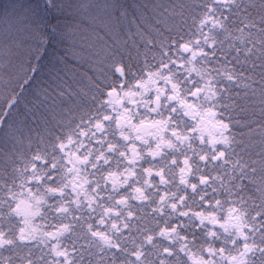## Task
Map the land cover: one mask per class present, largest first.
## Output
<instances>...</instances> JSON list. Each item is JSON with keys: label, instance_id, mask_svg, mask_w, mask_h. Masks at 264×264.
<instances>
[{"label": "trees", "instance_id": "obj_1", "mask_svg": "<svg viewBox=\"0 0 264 264\" xmlns=\"http://www.w3.org/2000/svg\"><path fill=\"white\" fill-rule=\"evenodd\" d=\"M201 20L205 22L202 24ZM182 43L192 45L197 52L194 58L180 48ZM190 59L200 75L188 71L192 66ZM161 64L168 65L162 73H170L172 81L179 83L178 78L185 77V82L191 81L197 87L210 84L217 95L201 93L197 96L200 102L195 104L201 109L214 107L217 119L228 125L223 133H216L226 135L227 144L208 143L213 148L220 145L219 152L224 155L217 152L205 159L192 157L191 176L186 179L195 181L199 174L200 178H207L204 183L191 192L183 185L175 188V195L180 191L187 193L181 201L187 209L186 215L174 217L184 222L179 230L199 237L195 246L205 257H212V264H229V255L239 259L242 252L246 264H264V0H0V182L17 188L21 173L28 175L25 166L35 153L46 158L49 153L54 155L53 137L58 131H70L77 123L90 124L98 119L99 94L105 85L113 82L117 68L123 71L121 65H142L151 71ZM125 98L130 104L137 103L135 99L136 103H131L128 97H123L121 105L116 106L107 102V95L104 103L115 114V124L111 119L105 120L108 123H104L103 130L95 128L85 136L92 145L91 155L79 168L80 175L88 180L91 176L87 175V165L101 152L109 165L116 166L115 172L120 173L119 165L124 157L116 154L125 148L121 133L128 135V132L120 131L118 137V130H130L136 143L158 142L161 136L165 139L168 121L162 113L157 114L159 118H142L135 123L128 109L122 107ZM187 100L192 103L190 98ZM125 109L131 117L130 123L118 127L117 115ZM180 109L179 106L177 111ZM158 120L166 121L159 134L156 127L144 132L132 127L141 121ZM109 144L114 148L106 152L105 146ZM129 145L135 146L131 142ZM166 150L175 149L167 145ZM136 152L139 157L133 163L141 159L140 150ZM160 155L159 160L145 159L144 163L164 168L168 158ZM103 160H95L96 166L91 169L99 178H103ZM60 171L56 186L63 181L64 168ZM170 172V168L165 169V173ZM173 185H176L174 178L169 189ZM64 193L48 196L44 215L36 217L34 223L47 230L71 219L76 225L75 232L80 233L77 227L82 226L76 223L75 216L79 215L82 204L79 208L67 204L71 216L55 211L58 204L73 197L70 188H65ZM110 196L111 193L98 199ZM218 196L225 199L219 200L217 207L230 202L246 213L245 220L251 225V229L243 228L246 239L235 228L225 231L208 221L202 222L195 215L198 207H204V201ZM6 211L0 208V212ZM257 212L260 215L254 217ZM216 216L225 217L223 213ZM20 219L14 215L0 217V229L15 240L14 244L0 248V264H27L28 261L46 264L48 249L38 240L16 239L22 226ZM210 227L215 234L208 232ZM245 244L255 247L245 252ZM62 246L69 249L70 257L79 264L95 259L87 254V249L81 252L83 244L73 233L62 238ZM204 246L215 251L205 253ZM92 251L95 253V249ZM157 257L163 259L159 253ZM107 259H113V255ZM153 264H158V260Z\"/></svg>", "mask_w": 264, "mask_h": 264}, {"label": "clouds", "instance_id": "obj_2", "mask_svg": "<svg viewBox=\"0 0 264 264\" xmlns=\"http://www.w3.org/2000/svg\"><path fill=\"white\" fill-rule=\"evenodd\" d=\"M123 68L122 72H117L113 82L105 85L103 90L99 94V99L97 102V108L99 109V119L103 116L108 115L111 117V123L115 124V114L110 110L109 106L104 103L107 99V94L111 89H115L117 93H124L131 90L140 95L133 97L137 101L136 104H130L125 98V102L122 107L128 109L131 114L132 120L135 123H139L142 118L156 119L158 113H162L163 119L168 121V127L165 132V140L170 142L174 151L166 150L167 145H162L160 148V154L167 156L168 162L164 168L160 167H150L148 164L144 163V160L152 161L154 158L159 160L161 155L153 156L149 150L155 151L157 147L156 141H145L142 143H136L134 135L130 130H118V137L120 131L128 132V139L121 140L124 143L125 148L121 149L116 155L117 157L123 156L124 159L120 161L119 171L120 173H126L131 171V175H121V185L118 191H113L111 183L106 184L104 176L108 172H115L117 170L116 166L109 165L108 160H103L105 165L103 169V178H99L96 174L91 172L93 164H95L96 157L92 164H88L87 175L91 176L88 184V188L91 194L96 197V201L93 202L91 209H89L87 203H82V208L79 210V215L81 217L76 223L82 227H77L78 232L85 231L84 225L90 223L92 228L97 231L105 232L111 237L112 244L119 243L120 250L117 251L115 248L105 249L109 255H115L117 261L120 264H153L154 261L158 260L160 264L163 260L166 264H191L190 257L192 254L202 255L207 264H212V257H205L203 253H199L196 245L199 237L187 235L181 232L179 229L184 227V222L175 220L176 215H180L187 211L181 201L185 200L187 193L180 191L179 195H175V188L178 185H183L188 189L189 192L194 191L192 185H200L201 182L199 174H196L197 178L195 181L191 179H186L187 183H181V169L186 170V177L191 176V160L195 155L198 158L201 156H213L220 151L221 146L217 145L213 148L208 144L207 137L201 138V134L196 130V119L185 115L183 109L177 111L179 105L172 100L168 99V96L173 94L172 83L178 86L180 94H182L186 99H191L192 103H199L200 97L192 96L191 93L197 85L193 84L191 81H186L185 77H180L179 83L172 81V83L160 79L155 86H150L147 92L142 91L137 85L138 80H145L148 78L147 74L149 69L144 68L142 65L138 67H128L121 65ZM159 65L151 71H156L159 69ZM166 74V73H165ZM157 97L159 101L157 102ZM142 101V102H141ZM103 123L107 124L108 121L103 120ZM84 129L86 135L81 136L80 130ZM95 129V120L90 124L85 122L84 124H75L70 131H58L56 136L53 137L54 144V155L49 153L47 158V163H38V169H40V174L43 176L42 182H33L31 188L33 192H44L46 185L56 186L57 182L61 176V168H66L65 165L67 161V153L76 152L81 157L89 154L92 145H89L85 136L88 135L89 131ZM175 131V135L173 132ZM73 137V142L71 144L66 143V138L68 135ZM92 138H95L93 133ZM65 142V148L61 150L59 148L60 142ZM129 142L135 144V150H140L141 159L138 163H133L132 151H128ZM105 151L108 150V146H105ZM121 155V153H125ZM187 161V164L185 163ZM55 162L56 167L52 168L51 164ZM69 166V165H68ZM80 166V165H78ZM171 169L170 173H165V169ZM145 169H151V173L145 172ZM162 170L163 180L161 176L157 175V171ZM29 174V173H28ZM51 177V179H49ZM175 179L176 185H173L169 189V185L172 184V178ZM185 177V178H186ZM140 187L144 190V194L148 197L147 201H140L135 199L136 193L133 189ZM95 189V191H92ZM97 189H100L97 191ZM151 189V192L148 190ZM2 191H6L3 189ZM111 196L107 199H98L101 196ZM47 195V193H45ZM50 195H47V197ZM120 196L127 197V205L122 206L115 204V200ZM175 196L173 199L172 197ZM163 197V199H162ZM183 197V199H181ZM225 197L218 196L212 200L204 201L203 208H197L196 212H202L204 214H217L223 213L224 216L227 214L229 207L235 206L239 208L238 205H234L230 202L224 203L221 207H217V201L224 200ZM83 201V197L81 199ZM175 204V208L171 205ZM211 205V207H209ZM103 206L115 207L119 209L120 215H105L103 212ZM179 206V207H178ZM145 209L144 212L141 209ZM152 209H155L154 211ZM132 211L135 214V219L129 218L127 213ZM144 216L145 219L141 220L140 217ZM45 218H47L45 216ZM103 220V223L100 221ZM139 220V223L137 221ZM72 222L71 219L67 220ZM115 221L118 224L119 231L112 228V223ZM223 221V218H221ZM51 223V221L49 220ZM64 222V221H63ZM38 223H42V220H38ZM61 223V222H60ZM127 223V227H125ZM217 227H220L217 225ZM161 229H169L168 235H162ZM214 229L209 228L208 232L212 233ZM151 234L153 239L148 242L145 237ZM137 245H142L143 247L138 249ZM159 245V247H157ZM151 246V247H148ZM164 248L171 249V254L165 253ZM154 249V251H153ZM209 248L204 246V252H209ZM140 250L143 255L140 259L131 257L127 252ZM157 253L160 254V259L157 257ZM167 254V255H166ZM171 257L169 260L168 257ZM74 264H79L75 261L74 257H71Z\"/></svg>", "mask_w": 264, "mask_h": 264}, {"label": "snow or ice", "instance_id": "obj_3", "mask_svg": "<svg viewBox=\"0 0 264 264\" xmlns=\"http://www.w3.org/2000/svg\"><path fill=\"white\" fill-rule=\"evenodd\" d=\"M205 19H208V17H205ZM205 21L201 20V23L203 24ZM211 46V44L209 45ZM180 48L184 50L185 52H190L192 54V57L194 58L197 54L196 51L192 49V45L190 43H182L180 45ZM189 64L192 66L188 68L189 72H196L197 75H200L199 69L195 67V65L192 63V60H189ZM167 64H161L160 68L156 71H149L147 76L148 78L145 80H138L137 85L139 88L147 92L149 90L150 86H155L158 79H164L165 81H168L172 83L171 74H163L162 69L167 68ZM118 72H121V68H117ZM173 88V94L168 96L169 100L175 101L183 110L185 115L192 117L196 119V130H198L201 133V138L203 139L205 137V134L208 139L209 144H215L216 142H222L224 144H227L228 137L226 135H217V132L223 133V130L228 127V125L217 119V111L214 107H206L201 109L198 107L195 103H190L184 96H182L178 90V86L175 83H172ZM205 93L207 95L208 93H211L212 96H216L217 94L212 89L211 85H206L204 87H196L193 89L191 95L192 96H199V94ZM108 103L114 104L116 106H120L121 102L123 100V97H128L129 101L131 103H136L134 99H132L135 96L140 95V93H136L133 91H126L123 96H118L115 89H111L108 92ZM157 102L159 101V97L156 98ZM111 119L110 116L105 115L102 119H96L95 120V128L97 130H103L104 123L103 120H109ZM131 117L127 115V109L124 111L118 113L117 115V126L120 127L126 123H130ZM166 126V121L158 120V121H141L138 125H133L132 127L137 130L144 132L147 130V128L156 127L157 128V134H159L160 131ZM152 134V133H149ZM175 135V131L173 132ZM80 135H86V131L84 129L80 130ZM124 139H128L127 135L124 133H121ZM137 139H143L142 136H137ZM73 142V137L69 134L66 138V143L71 144ZM168 145L171 146L170 142L166 141L162 136L161 139L157 143V147L155 151L149 150L153 156H157L160 154V146L161 145ZM59 148L63 150L65 148V142L59 143ZM114 145L109 144L108 150H113ZM130 150L132 151V158H138L139 153L136 152L135 146H130ZM90 153L84 157H81L76 152L67 153V161L66 164L69 165L68 167L64 168L63 172V181L58 186H51L46 185L44 192H33L31 188V184L35 181L37 183L42 182L43 176L40 174V169H38V163H47V158L44 155H41L39 152L35 153L31 161L25 166V172L29 173L27 176H25L23 173H21V178L19 181H17V188H13L12 185H3V182H0V188L6 189V191H0V208H6V212H0V217L7 218L8 216H16L20 219L21 227L18 228L16 239L20 240L21 242L30 241V240H38L41 245H43L45 248L48 249L46 255H48L49 259L46 261V264H73V259L69 255V249L62 246V238L69 234L73 233L74 235H77L80 241L83 244V248L81 249V252L85 249L88 250L89 256H95L94 261H88L87 264H100V261L103 260L104 264H120L115 259V256L113 254V259L108 260L107 256L109 255L105 249L115 248L117 251L120 250V244H112L111 237L101 231L94 230L92 228V225L90 223H87L84 225L85 231L76 233L75 228L76 225L73 222H69L65 220L64 222L54 224L50 229L45 230V228L41 227V225L34 223V220L36 217L44 215L43 208L45 205L48 204L47 195L51 194H59L63 196L65 188H70L71 192L73 193V197L70 201H64L55 208V211L57 213H67L69 216L72 215L70 212V209L67 207L68 203L73 204L77 208L81 206L82 203H87L89 209H91L93 202L96 201V197L91 194V191L87 187V185L90 183L88 178L86 176H81L80 172L81 169L78 165L87 163L89 160ZM121 155H125V153H121ZM218 155H224L223 152H219ZM205 156H201V159H205ZM101 159H104L105 161L107 158L104 156V153L101 152L96 156V160L99 161ZM38 162V163H37ZM187 164V161H185ZM96 165L93 164V167ZM52 168L56 167V163L53 162L51 164ZM151 169H145V172L151 173ZM181 183H187L186 181V170L181 169ZM131 175V171H128L126 173H117V172H108L105 174L104 179L106 184L111 183L113 191H118L119 187L122 183V181L119 179L120 175ZM157 175L161 176V179L163 180V173L162 170L157 171ZM51 179V177H49ZM201 182H204L207 178L201 177ZM193 189L195 188V185H192ZM92 191H95L93 189ZM135 195V199L140 201H147L148 197L144 194V190L140 187H136L133 189ZM47 193V195L45 194ZM81 197H83V201L81 200ZM127 197L120 196L115 200V204H119L122 206L127 205ZM163 199V197H162ZM183 199V197L181 198ZM217 204H219V201H217ZM173 208H175V204L171 205ZM153 211L155 209H152ZM103 212L105 215H120L119 209L115 207H109V206H103ZM129 218H134L135 214L132 211H128L127 213ZM181 215H186V213H181ZM195 215L201 219V221H208L211 224L219 225L222 227L225 231L235 228L237 231V234L240 237H244L246 239V233L243 231V228L248 227L251 229V225L247 224L245 220L246 213L243 212L241 209L232 206L229 207L227 210V214L224 217L223 221L219 219L215 214L209 213L204 214L202 212H196ZM260 213H254L255 216H259ZM76 220H80L81 217L79 215L75 216ZM103 223V220L100 221ZM127 223H125V227H127ZM112 228L119 231L118 224L113 221ZM169 229H161V234L167 236ZM215 234V233H210ZM145 239L148 242H151L153 239V236L149 234L145 237ZM15 243V240H13L11 237H9L5 230L0 229V248H3L5 245H12ZM142 245H137V248H142ZM252 247H255V245H244L245 252L250 251ZM92 249H95V253H100V255H95V253L92 251ZM264 250V248H262ZM127 252V250H125ZM165 253L171 254V249L164 248L163 250ZM209 252H214V249H208ZM71 252L74 254L76 252V249H71ZM221 254H223L224 250L223 248L220 249ZM128 255L131 257H135L137 259H140L143 255V252L140 250L137 251H131L127 252ZM244 253L239 254V259L236 255H229L227 257V260L229 264H246V262L243 259ZM54 258V259H53ZM42 259V258H41ZM83 259V256L81 257ZM191 264H207V261L202 255L192 254L190 257ZM27 264H31V261H28ZM128 264H131V261L128 262ZM160 264H165L163 260H161Z\"/></svg>", "mask_w": 264, "mask_h": 264}, {"label": "rangeland", "instance_id": "obj_4", "mask_svg": "<svg viewBox=\"0 0 264 264\" xmlns=\"http://www.w3.org/2000/svg\"><path fill=\"white\" fill-rule=\"evenodd\" d=\"M9 58V57H8Z\"/></svg>", "mask_w": 264, "mask_h": 264}]
</instances>
